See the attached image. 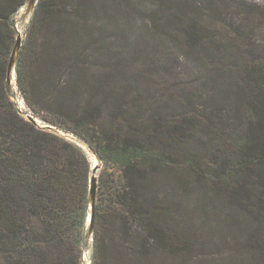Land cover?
Here are the masks:
<instances>
[{
  "label": "trees",
  "instance_id": "obj_1",
  "mask_svg": "<svg viewBox=\"0 0 264 264\" xmlns=\"http://www.w3.org/2000/svg\"><path fill=\"white\" fill-rule=\"evenodd\" d=\"M28 1L0 0V264H84L90 237L91 264H216L224 260V254L195 251L189 240L177 234V241L171 238L158 225L166 211L158 200L159 180L165 172H172V181L180 186L191 182L201 186L212 177L192 178L199 171L203 176L209 172L198 168L205 157L195 153L186 129L206 127L213 143L224 139L225 123L220 126L213 117L198 114L195 102L185 107L178 101L185 110L178 119L177 140L174 130L162 129L161 117L153 114V120L146 122L149 109L142 96L134 99L131 90L102 78L101 56L115 44L121 23H132L137 13L151 32L173 36L167 14L175 1L38 0L33 10L15 82L31 115L74 134L99 157L91 233V156L67 136L25 118L9 88V63L19 35L16 18ZM176 1H180V14H172L180 20L175 30L183 33L182 50L190 55L199 52L200 59L212 57L210 52L216 54L211 49L213 40L208 41L209 28L199 16L206 10L205 2ZM226 1L209 2L221 15ZM237 76L240 80L229 85L227 93L241 120L234 136L239 157L234 176L239 179L234 177V191L229 176H219L215 186L234 195L240 204L253 206L250 214L255 217L260 216L256 208L264 197V63H248ZM134 107L139 109L136 114L131 111ZM107 109L114 112L112 117L105 115ZM255 116V122H247ZM106 117L111 120L109 126ZM231 162L226 158L223 164L230 167ZM249 241L255 244L256 254L233 255L232 264H264L262 226L255 228Z\"/></svg>",
  "mask_w": 264,
  "mask_h": 264
},
{
  "label": "rangeland",
  "instance_id": "obj_2",
  "mask_svg": "<svg viewBox=\"0 0 264 264\" xmlns=\"http://www.w3.org/2000/svg\"><path fill=\"white\" fill-rule=\"evenodd\" d=\"M173 1L171 12L167 14L168 23L172 27L169 31L173 36H159L151 32L135 13L136 20L130 24L127 21L121 23L117 38L113 39L115 44L101 56L102 78L113 85L131 90L134 99L142 96L149 109L145 114L146 122L153 120V114L161 117L162 129L174 130L177 140L181 131L178 119L185 110L179 102H184L185 107L188 102H195L193 108H196L197 113L199 111L202 115L213 117L215 122H220V126L225 123L227 134L224 139L213 143L209 142L212 132L208 131L209 136L206 127L200 131L186 129L195 153L200 151L205 157L198 168L209 172L203 176V172L199 171L192 178L212 177L201 186L194 182L180 186L176 180L172 181L175 176L172 172L163 173L165 179L161 177L159 180L158 205L166 211L158 225L176 241L177 235L189 240L197 252L226 255L227 258L216 264H232L233 255L256 254L255 244L249 240L256 227L262 226L264 229V197L261 198V205L256 208L260 216L253 217L250 214L254 210L253 206L240 204L233 198L234 195L226 191L219 192L216 189H221L220 186H215L221 178L229 176L228 183L234 191V177L239 179V176H234V169L239 162L234 136L241 120L227 88L240 80L237 75L245 72L248 63H264V0H228L222 3L221 15L215 13L214 4L209 2L211 0H201L205 2L206 10L201 11L199 16L203 17L204 26L209 28L208 41L213 40L211 49L216 51V54L210 52L212 57L202 59L199 52L190 55L182 50L180 40H183V33L175 30L180 20L172 14H180L177 11L180 1ZM229 2H232L231 6L226 7ZM27 8L28 4L16 18L22 40L27 35L33 14V10L27 13ZM221 68L224 70L223 75L218 73ZM9 88L13 91L12 98L17 107L28 119L30 112L17 89L15 78ZM154 96L158 100H154ZM138 110L137 107L131 109L133 114L138 113ZM113 114L110 109L105 112L106 116L112 117ZM222 117L227 121L221 120ZM256 119L258 116L248 118L247 122H255ZM105 122L109 126L110 118L106 117ZM36 124L47 125L40 118ZM168 142L171 141H165ZM161 146L165 149L164 143ZM175 149L178 151L177 143ZM226 158L233 160L230 167L223 164ZM174 159L178 160V157ZM210 170L217 175L211 174ZM244 200H248V197L245 196ZM92 243L93 238L90 237L84 253V264H91Z\"/></svg>",
  "mask_w": 264,
  "mask_h": 264
},
{
  "label": "water",
  "instance_id": "obj_3",
  "mask_svg": "<svg viewBox=\"0 0 264 264\" xmlns=\"http://www.w3.org/2000/svg\"><path fill=\"white\" fill-rule=\"evenodd\" d=\"M37 1L38 0H29L28 1L27 13H30L32 10H34ZM22 41L23 40H22L21 34L17 35L15 48L11 54V59H10L9 69H8V76H9V84L10 85L12 83L13 73L16 69V65H17V61H18V55H19V52L21 50V46L23 43ZM28 119L34 123L38 122V118L31 115V114L28 115ZM41 127L47 128L51 131L58 132V134H63L64 136H67L72 141H75L76 144L83 147L88 152V154L90 155L89 151L92 150V148L89 147L84 141H82L81 139L76 137L74 134L69 133L65 130H62V129L58 128V126H55L52 124L43 125ZM87 148H90V149L88 150ZM94 154L96 155L95 152H94ZM98 158L99 157L97 156V161H98L97 164H93V175L91 176V191L89 192V195H90V214H89V218H88V220H89L88 228H89L90 233L92 232V228L94 226V209L96 206V196H97V192H98V175H99V170L101 168L100 160Z\"/></svg>",
  "mask_w": 264,
  "mask_h": 264
},
{
  "label": "bare ground",
  "instance_id": "obj_4",
  "mask_svg": "<svg viewBox=\"0 0 264 264\" xmlns=\"http://www.w3.org/2000/svg\"><path fill=\"white\" fill-rule=\"evenodd\" d=\"M14 78H15V71H14V73H13V76H12V81L14 80ZM88 150L90 149V148H87ZM89 153H90V158H91V161H92V163L93 164H97V156L94 154V152L92 151V150H90L89 151Z\"/></svg>",
  "mask_w": 264,
  "mask_h": 264
}]
</instances>
